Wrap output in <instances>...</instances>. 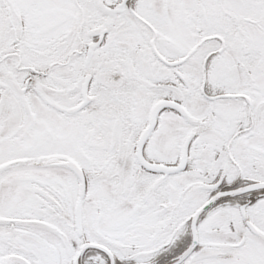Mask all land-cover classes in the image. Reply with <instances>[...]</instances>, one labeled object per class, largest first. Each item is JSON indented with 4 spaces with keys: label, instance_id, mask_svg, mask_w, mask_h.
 <instances>
[{
    "label": "snow or ice",
    "instance_id": "6c2138e0",
    "mask_svg": "<svg viewBox=\"0 0 264 264\" xmlns=\"http://www.w3.org/2000/svg\"><path fill=\"white\" fill-rule=\"evenodd\" d=\"M0 264H264V0H0Z\"/></svg>",
    "mask_w": 264,
    "mask_h": 264
}]
</instances>
